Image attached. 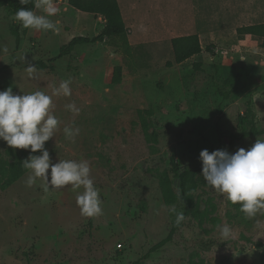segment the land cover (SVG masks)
Returning a JSON list of instances; mask_svg holds the SVG:
<instances>
[{
    "label": "rangeland",
    "instance_id": "1",
    "mask_svg": "<svg viewBox=\"0 0 264 264\" xmlns=\"http://www.w3.org/2000/svg\"><path fill=\"white\" fill-rule=\"evenodd\" d=\"M58 6L60 13L50 18L58 34L24 28L0 8V91L52 95L62 81H71V96L52 95L60 125L45 148L52 163L89 162L102 214L81 215L76 198L82 187L45 190L39 178L26 186L28 169L6 183V162L24 160L29 151L0 140V264H130L167 236L176 217L168 209L182 212L177 199L166 200L162 184L168 180L176 189L171 156L181 167H198L195 206L143 264H264V212L246 217L239 204L206 183L199 159L202 149L234 153L264 139V47L245 44L240 25L217 22L224 20L214 18L224 11L221 1L124 0L126 30L136 37H129L131 55L108 40L80 44L57 60L53 71L35 68L30 77L28 67L37 60L53 57L74 36L93 37L103 27L102 18L78 17ZM187 32L200 35L202 52L167 66L173 59L171 38ZM117 65L121 81L113 83ZM260 71L263 77L255 81ZM70 103L79 114L65 107ZM247 104L260 132L243 136L238 115ZM217 123L225 132L222 140ZM65 126L79 128V135L66 138ZM225 223L233 236L222 241L217 226Z\"/></svg>",
    "mask_w": 264,
    "mask_h": 264
},
{
    "label": "clouds",
    "instance_id": "2",
    "mask_svg": "<svg viewBox=\"0 0 264 264\" xmlns=\"http://www.w3.org/2000/svg\"><path fill=\"white\" fill-rule=\"evenodd\" d=\"M32 0H19L21 5H27ZM34 7L44 12L37 14L30 8L21 7L15 14V19L27 29L36 31H52L59 33L57 23L50 18L60 13L53 0H37ZM36 69L30 65L28 74L33 76ZM71 81H62L54 88L52 95L71 96ZM52 95L36 90L29 94H14L11 87L0 91V140L14 149H25L29 156L22 161L30 175L25 181L31 187L37 179L43 181V187L63 188L71 185L73 188H83L76 198L80 213L84 217H95L102 214V201L99 189L91 177L89 162L82 160H58L52 163L50 154L45 148V142L55 136L60 121L53 114L55 105ZM74 114L80 109L75 103L65 106ZM64 135L73 139L79 135L80 129L65 126ZM39 151V155H35ZM202 162L201 175L206 183L232 204H239L240 211L248 218L264 212V139H256L247 150L238 148L234 153L226 149H216L209 152L202 149L199 153ZM175 213V223L179 225L184 220L182 212H177L174 206L168 209ZM222 241L233 236V230L228 224L218 225Z\"/></svg>",
    "mask_w": 264,
    "mask_h": 264
},
{
    "label": "trees",
    "instance_id": "3",
    "mask_svg": "<svg viewBox=\"0 0 264 264\" xmlns=\"http://www.w3.org/2000/svg\"><path fill=\"white\" fill-rule=\"evenodd\" d=\"M36 2L37 0H32V2L27 5H21L19 0H0V8L5 9L8 14L15 16L16 12L21 7L34 10V5ZM67 2L75 9L93 14L95 17L102 18L104 21L103 27L101 31L93 37L79 35L72 37L65 43H62L56 55L47 60H37L33 64L36 69H49L53 71L55 69L56 61L63 57L69 56L77 45L94 43L97 41L103 42L108 40L114 45L116 50L121 51L125 55H131L134 48L128 41L127 30L117 0H67ZM237 29L241 34H251L258 38L261 41L262 47H264V23L241 26ZM12 32L16 35V40L18 42L20 39L18 29L13 28ZM170 43L173 59L166 62V65L169 67H171L174 63H183L188 58H191L202 52V45L199 36L196 33L175 36L171 38ZM121 75L122 67L120 65L115 66L113 69V83H119L121 81ZM255 117L256 114L251 109L249 104H247L245 106V110L238 115L239 125L243 129V136L257 134L260 132L254 124ZM216 130L218 139L222 140L225 137V132L221 129L218 123ZM231 141H234V138ZM22 161L23 160L18 159L12 162H6V164L9 166L4 169V171L8 172L9 176V179H6V183L9 184L12 182L14 176L19 175L25 169L22 165ZM170 164L174 176L179 178L180 194H178L177 189L173 190V187L167 180L166 183H162L165 198H167L166 200L168 201L177 199L178 204L181 206V211L184 217H186L191 215L194 209L195 193L200 186V181L196 176L198 167H190L185 165L184 169H181V166L175 160L174 156L170 157ZM4 171L2 174H4ZM175 220L176 217L173 220L170 230L165 238L161 239L147 250H144L135 260L131 261L130 264H143L148 258L151 257L153 253L159 251L172 238L174 232L181 225L182 222L177 225Z\"/></svg>",
    "mask_w": 264,
    "mask_h": 264
},
{
    "label": "crops",
    "instance_id": "4",
    "mask_svg": "<svg viewBox=\"0 0 264 264\" xmlns=\"http://www.w3.org/2000/svg\"><path fill=\"white\" fill-rule=\"evenodd\" d=\"M122 1H124V0H117L121 14H122V17H123V20H124ZM217 1H221L223 3V10H224L222 14L217 13V15L214 17L216 20L224 19L223 21H217V22H220L223 24H232V25L237 24V25H240V27L246 26V25H251V24L264 23V0H217ZM53 2H54V4H57V6L58 5L61 6L64 4V8L65 9L69 8L70 10H72L71 12L75 16L80 17L82 14H86V12H83V11H80L78 9L71 7L68 4L67 0H53ZM61 2H62V4H61ZM198 2H199V0H198ZM206 3H208V2L206 1ZM134 4H135L134 2L127 3V5H129L130 8L135 7ZM58 8H59V6H58ZM206 9H209V7ZM33 11L39 12V10L36 8ZM208 15H209V13H208ZM212 15L214 16V14H212ZM195 16L197 17L198 13H196ZM98 18H100V17H98ZM124 23H125V27H126V22L124 21ZM187 34H189V32H187ZM187 34H181V35H187ZM181 35H179V36H181ZM198 36H200V35H198ZM127 37H128V41H129V37L136 38L135 35L128 34V33H127ZM241 37H242L244 43L247 45H250L249 43L254 41L255 45L257 44V45L261 46V41L251 34H243ZM130 45L132 46L131 43H130ZM263 51H264V49H263ZM263 51H262V53H263ZM256 73L260 74V76L258 75L257 78H255V81L256 80L258 81V80H260L261 77H263V72L260 71V72H256Z\"/></svg>",
    "mask_w": 264,
    "mask_h": 264
},
{
    "label": "water",
    "instance_id": "5",
    "mask_svg": "<svg viewBox=\"0 0 264 264\" xmlns=\"http://www.w3.org/2000/svg\"><path fill=\"white\" fill-rule=\"evenodd\" d=\"M181 169H184V167H181ZM173 184L176 186L178 194H180V189H179V178H176L173 182ZM181 199V197H180Z\"/></svg>",
    "mask_w": 264,
    "mask_h": 264
}]
</instances>
